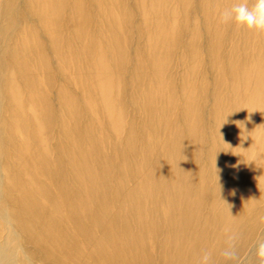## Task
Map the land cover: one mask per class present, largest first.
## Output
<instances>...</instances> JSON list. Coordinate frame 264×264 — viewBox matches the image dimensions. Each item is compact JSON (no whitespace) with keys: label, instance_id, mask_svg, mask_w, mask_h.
Returning <instances> with one entry per match:
<instances>
[{"label":"rangeland","instance_id":"obj_1","mask_svg":"<svg viewBox=\"0 0 264 264\" xmlns=\"http://www.w3.org/2000/svg\"><path fill=\"white\" fill-rule=\"evenodd\" d=\"M74 1L66 0L69 7L54 26L67 56L64 74L38 7L0 0V94L16 66L17 102L29 131L27 97L38 92L51 104L55 136L48 145L54 174L38 175L30 157L15 153L25 136L9 134L13 105L0 95V264H201L205 254L208 264H260L264 124L252 128L247 109L255 98V63L264 60L263 34L218 22L234 0H87L83 41L93 36L94 48L107 51L110 62L111 90L104 95L94 83L95 61L81 51ZM25 39L32 55L25 54ZM43 52L52 59L53 89ZM59 84L76 103L91 183L78 182L76 174L82 175L58 153L67 141L59 127ZM233 112L247 127L234 150L226 137ZM254 128L258 145L252 149ZM70 149L78 154L74 142ZM226 158L239 176L236 188L227 180ZM28 173L35 176L31 182ZM13 177L28 184L26 195L14 180V189L9 186ZM61 182L71 205L61 197ZM238 192L249 198L240 216ZM231 216L238 218L234 229ZM229 247L232 259L223 255Z\"/></svg>","mask_w":264,"mask_h":264},{"label":"bare ground","instance_id":"obj_2","mask_svg":"<svg viewBox=\"0 0 264 264\" xmlns=\"http://www.w3.org/2000/svg\"><path fill=\"white\" fill-rule=\"evenodd\" d=\"M161 1L162 0H155V3L158 2L160 4ZM185 1L189 2L191 0H185ZM86 2L87 0H75L74 1V5L72 9L75 10V14H76L75 19L76 17H78L77 23L79 25V27H76V30L78 34L81 33V35L79 36V39H81V42H82V48H81V51H83L82 53H84L85 56H87L88 60H94L95 65L97 66L96 67L97 77H95L94 83L97 84L98 88L101 89L104 95H107L109 91L111 90L110 62L107 61L108 52L101 51L97 48H94L93 36L91 39L90 38L91 35H89L90 39L87 44H85L83 41V40H86V37H87V27H83L84 25L83 15H85L84 11L87 6ZM93 2L95 3L96 0H93ZM14 4L16 5V1H14L13 3V9L15 7ZM30 4L35 5L41 11V18L43 20V26L45 28L43 32L45 31L46 34L51 37V41L53 42L52 45L54 48L53 55L58 61H61V66H59L60 67L59 70L65 74V70L68 65L67 56H65V51L63 50L64 46L62 45L63 43L61 42V38H60L61 35L58 34V32L54 29V26L57 23H59L58 20L62 18L63 15L66 13V10L68 9L69 5L68 3H66V0H30ZM58 16H59V19H58ZM161 30H162V27H161ZM38 42L42 44L39 34H38ZM23 49L25 50V54L32 55V50H31L32 48H31L30 40L25 39V41H23ZM16 54H17L16 51H14V56H18ZM50 61H52L50 56L47 55V53L43 52V54L41 55L40 62H42L41 65L47 77L46 80L51 85V88L53 89V87H55L57 83L54 82V76H53L54 74L51 70ZM226 68H230V65H226ZM254 70L256 73L255 74L256 76L255 98H253V100L249 102L248 109H247L249 113L251 114V118H250V121H248V123L252 126V128L258 127V126H261V124H264V60L256 61ZM16 72H17V69H16V66H14L15 75L13 74V72H11L8 75V79L6 80L7 84L4 85V88L6 89L2 88L3 90H1V94H0L1 96L4 95V93L9 95L10 104L13 105L12 109L10 110V115H9L11 119V123L9 126V129H10L9 134L14 135L15 132L17 131V132L22 133L25 136L23 145H21L19 148H16L15 153H17V155L20 156V157L18 156L19 158H21L22 156L24 157L26 155L30 157L33 161V165H34L33 167L35 171L38 173V175H44V174L52 175L54 174L53 164L51 162V152L49 151V148H48V145L49 143H51V140L55 138L54 133H53L54 123H53L52 114H51L52 113L51 104L48 98H45L44 96H40L38 92L31 93V95L27 97L28 98L27 101L31 103L30 104L31 107H29V110H28L29 113L31 114L30 121H29L31 130L29 131L27 122L25 119H23V116H22V114L24 113V111L22 110V106L21 104H19V102H17V99L20 98L19 96L20 88H19V85L16 83V78H17L16 74H18ZM246 72H247L246 79L248 80L250 78L251 71L246 70ZM229 74L231 76L239 77V74H235V72H231ZM30 84L33 85L34 83H30ZM57 100H58L59 108L61 109V113H62L60 114V119H59V127L61 129L60 132H62L64 137L67 139L65 146L60 147L58 150V153L61 155L63 154L66 155L68 163H69V167H71V169L76 171L78 174L80 173L82 175L81 177H77V174H76V178H77L76 180L78 182L80 178L83 184H85V182L91 183V181H93V168L84 160L85 151L83 150V147L81 145V138H80L79 131H78L79 119L77 120L76 118L77 111L73 110L76 103H74L75 102L74 99L68 95L65 89V86L63 87V85H60V84L58 85V88H57ZM189 102L192 103L191 100H189ZM108 108L110 111L109 112L110 116H112V111L114 110L112 102L108 101ZM73 113H74V116L72 115ZM63 116H64V120L62 121ZM65 117L67 118L65 119ZM229 118H230V123L232 127H229L230 131L226 135L227 142L230 145L229 147L233 146V150L236 148L239 149L241 145L242 137H244L245 135L244 133L246 132L247 127L245 128V124L243 125L238 124L239 121H238L236 112L230 113ZM115 122H117L118 127L122 125L121 113L120 114L117 113L115 115ZM233 128H234V132H233ZM254 130L255 128L251 130V133H253V136L256 134L254 133L255 132ZM28 134H29V138H28ZM86 135H88L87 131H86ZM132 135H133L132 133L131 134L129 133V140H131ZM256 138H257V134H256V137L254 136L253 138V142L251 144L252 149H254L256 145H258V142L255 141ZM193 139L194 137L192 135V141H195ZM73 142L75 143V148H77L76 152L78 153L75 156H73L72 154L73 151L70 149L71 143ZM0 150L2 151L4 150L3 146L0 147ZM228 155L230 156L229 153ZM263 155H264V151H263ZM59 157L60 156L56 158V162L58 163L57 165L61 166L59 162L60 159H58ZM225 165H226L225 167H226V172H227V180L229 181L230 185H232L233 188H236V186H238L239 176H237L236 171L232 169L231 163L227 158L225 160ZM23 168L26 169L24 165H23ZM187 173H189V171H187ZM187 173L185 174L186 176L188 175ZM28 175H29L30 182L34 180L35 176H31V174L29 173ZM255 177L258 178L257 175H255ZM16 178L17 177H13V179L12 178L8 179L9 186L10 187L11 185L13 186L14 183H12V180H14L17 186L15 189L19 192V194L20 193L25 194L27 192L26 186L28 184L23 181L21 182L18 178L17 179ZM61 186L63 190V191L61 190V197H63L62 198L63 201H66V204L71 205L70 203H72V201L69 196L72 194H68L67 185L65 182L64 183L61 182ZM11 188L14 189V187H11ZM43 188H46L45 185L43 186ZM236 198H237V204L234 210L240 216L244 212V210L247 208V205H249L248 204L249 198L246 199L243 196V194H241V192H238L236 194ZM73 206H76L75 203L73 204ZM230 218H231L230 228L234 229L233 227L237 224L238 218L234 216H231Z\"/></svg>","mask_w":264,"mask_h":264},{"label":"clouds","instance_id":"obj_3","mask_svg":"<svg viewBox=\"0 0 264 264\" xmlns=\"http://www.w3.org/2000/svg\"><path fill=\"white\" fill-rule=\"evenodd\" d=\"M219 23H234L238 28L246 29L257 35L264 34V0H234L230 8L224 9L219 13ZM223 255L232 259L235 257L234 250L229 247L223 252ZM255 255L264 264V241L257 243ZM209 257L205 254L202 257L201 264H208Z\"/></svg>","mask_w":264,"mask_h":264}]
</instances>
